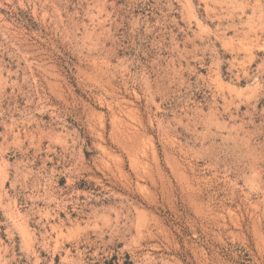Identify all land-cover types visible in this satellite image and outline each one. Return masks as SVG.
Segmentation results:
<instances>
[{"label": "rangeland", "instance_id": "rangeland-1", "mask_svg": "<svg viewBox=\"0 0 264 264\" xmlns=\"http://www.w3.org/2000/svg\"><path fill=\"white\" fill-rule=\"evenodd\" d=\"M0 264H264V0H0Z\"/></svg>", "mask_w": 264, "mask_h": 264}, {"label": "bare ground", "instance_id": "bare-ground-1", "mask_svg": "<svg viewBox=\"0 0 264 264\" xmlns=\"http://www.w3.org/2000/svg\"><path fill=\"white\" fill-rule=\"evenodd\" d=\"M113 111V110H112ZM114 112V111H113ZM125 124V123H124ZM116 130H118V129H116ZM116 136V135H115ZM136 159V158H135Z\"/></svg>", "mask_w": 264, "mask_h": 264}]
</instances>
